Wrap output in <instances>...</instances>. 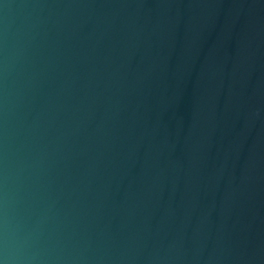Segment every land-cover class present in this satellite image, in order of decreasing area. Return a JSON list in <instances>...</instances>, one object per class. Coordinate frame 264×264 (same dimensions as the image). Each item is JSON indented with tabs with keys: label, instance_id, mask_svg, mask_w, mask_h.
I'll return each mask as SVG.
<instances>
[{
	"label": "water",
	"instance_id": "1",
	"mask_svg": "<svg viewBox=\"0 0 264 264\" xmlns=\"http://www.w3.org/2000/svg\"><path fill=\"white\" fill-rule=\"evenodd\" d=\"M0 264H264V0H0Z\"/></svg>",
	"mask_w": 264,
	"mask_h": 264
}]
</instances>
